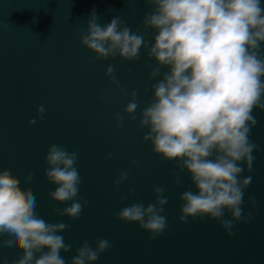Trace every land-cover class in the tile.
Segmentation results:
<instances>
[{
	"label": "water",
	"instance_id": "obj_1",
	"mask_svg": "<svg viewBox=\"0 0 264 264\" xmlns=\"http://www.w3.org/2000/svg\"><path fill=\"white\" fill-rule=\"evenodd\" d=\"M152 10L147 0H0V22L7 25L0 26V170L10 168L23 189H32L46 222L70 225L61 233L72 245L61 253L66 264L85 240L95 248L100 238L113 247L93 264H264V110H253L258 123L250 139L258 150L253 152L252 171L242 165L245 171L240 176L252 177L241 206L251 219L235 221L233 235L209 216L189 217L182 223L179 197L185 190H198L190 174L179 171L177 161L153 152L151 142L143 141L148 129L139 126L140 110L153 97L152 85L169 69L162 68L161 76L149 79L150 67L145 65L155 66V61L149 60L145 48L138 60L119 56L97 60L80 43L95 11L104 25L119 16L133 32L143 33L151 46L154 30L146 31L143 20ZM109 65L114 66L119 86L105 75ZM122 89L138 92L135 121L124 112L130 96L121 95ZM39 104L46 106L44 118L30 124ZM117 113L124 116L120 129L115 126ZM54 143L78 154L82 182L76 199L88 201L79 219L57 215L71 202L58 203L49 196L56 185L44 175L45 157ZM121 170H127L129 178L117 190L113 181ZM29 173L34 177L26 183ZM177 176L180 186L175 184ZM156 186L167 189L168 228L150 239L137 223L118 220L115 214L135 202L154 203ZM130 189L135 193L128 196ZM122 195L128 198L122 200ZM222 219L231 220V213L225 210ZM7 238L0 236V264H14L23 254L4 246Z\"/></svg>",
	"mask_w": 264,
	"mask_h": 264
},
{
	"label": "clouds",
	"instance_id": "obj_2",
	"mask_svg": "<svg viewBox=\"0 0 264 264\" xmlns=\"http://www.w3.org/2000/svg\"><path fill=\"white\" fill-rule=\"evenodd\" d=\"M153 6L144 17L147 31L153 29L151 46L141 32H133L119 16L106 25L99 22L93 11L80 43L95 53V59L107 60L119 56L126 61L138 60L141 48L147 50L149 79L162 78L152 85L153 97L140 110L139 126L147 128L143 141H150L152 150L166 161H177L180 172L187 171L197 192L185 190L179 197L180 222L189 217L220 220L229 235L235 221L251 219L243 215L245 190L252 177L240 178L251 172L258 145L251 141V129L258 123L254 109L264 110V5L261 0H147ZM0 26L3 25L0 22ZM105 75L119 86L114 66ZM130 96L124 112L137 120L140 108L138 92ZM46 106H37V118L43 119ZM116 128L124 125V116L115 114ZM109 153L106 158H111ZM78 154L69 152L61 143L52 144L47 151L44 175L56 185L49 193L52 200L67 203L57 215L79 219L88 201L76 199L81 176L76 167ZM239 162V163H238ZM133 165L138 162L133 159ZM34 173L25 177L30 183ZM129 173L121 170L113 181L119 190ZM182 183L179 176L175 184ZM19 177L10 168L0 170V236H7L6 247L21 249L23 254L14 264H66L62 252L72 245L65 243L61 233L70 228L64 222L48 223L37 211L38 201L32 189H23ZM155 202L145 206L135 202L117 212L116 218L135 222L147 231L150 239L168 228L165 205L169 200L165 186L152 189ZM130 189L128 196L134 195ZM122 195L121 199H127ZM253 204L254 198L250 197ZM225 210L232 219H222ZM113 247L107 238H100L93 248L85 240L76 249L70 264H93Z\"/></svg>",
	"mask_w": 264,
	"mask_h": 264
}]
</instances>
